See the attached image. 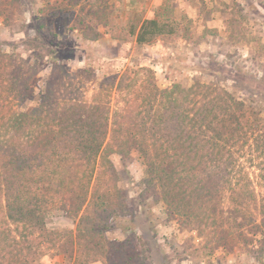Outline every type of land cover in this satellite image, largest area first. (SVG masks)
<instances>
[{"label": "rangeland", "instance_id": "374dc122", "mask_svg": "<svg viewBox=\"0 0 264 264\" xmlns=\"http://www.w3.org/2000/svg\"><path fill=\"white\" fill-rule=\"evenodd\" d=\"M146 17L167 20L174 32L136 44L128 29L138 28ZM54 65L89 72L86 80L73 75L66 90L60 86V97L113 108L126 106L129 90L145 94L154 84L188 87L200 81L224 87L264 112V0H0V82L4 67L27 77L34 66L29 87L37 94ZM118 81L130 85L114 94ZM0 92L7 94L1 85ZM17 95L13 90L12 98L1 101L4 111L19 108ZM48 101L56 106L59 97ZM44 116L51 119L52 113ZM248 154L243 157L247 171L264 168L258 151ZM125 169L132 174L120 171L126 206L106 221L98 246L78 245L79 215L53 209L47 227L56 231V239L44 245L45 254L34 264H107L108 243L133 252L138 258L133 264H264V218L261 211L254 215L249 197L253 185L257 197L264 196L263 180L253 177L252 188L236 190L207 184L202 207H213L215 213L200 222L169 214L160 202L142 201V187L136 185L139 160L127 161ZM233 191L243 196V213L235 212Z\"/></svg>", "mask_w": 264, "mask_h": 264}, {"label": "trees", "instance_id": "16d2710c", "mask_svg": "<svg viewBox=\"0 0 264 264\" xmlns=\"http://www.w3.org/2000/svg\"><path fill=\"white\" fill-rule=\"evenodd\" d=\"M173 32L167 20L157 17L143 18L138 28L128 29L138 45ZM4 69L0 82L7 93L0 96V264H34L45 254L44 245L53 244L57 235L47 227L53 209L79 215L78 245L91 250L98 246L96 238H104L106 221L126 206L120 171L132 178L124 167L134 158L142 166L136 182L142 187V201L160 202L169 214L178 212L200 222L215 213L213 207H202L209 195L207 184L216 188L221 183L236 190L252 188L253 177L264 181V168L249 172L243 163L246 153L254 150L264 166V112L224 87L200 81L188 87L154 84L145 94L129 90L126 106L111 108L58 96L59 87L66 90L73 75L86 80L89 72L84 68L66 72L52 66L37 94L29 87L34 66L27 77ZM124 83L118 81L112 92L129 87ZM13 90L20 97L19 108L4 111L1 101L12 98ZM56 94L59 101L51 106L48 100ZM42 113H52L51 119ZM254 188L249 195L254 215L261 211L264 218V196L258 198ZM239 192L233 191L238 196L235 212L243 213L247 207ZM210 196L213 200L214 193ZM108 245L103 256L107 264L138 262L123 245Z\"/></svg>", "mask_w": 264, "mask_h": 264}, {"label": "crops", "instance_id": "0c3cea01", "mask_svg": "<svg viewBox=\"0 0 264 264\" xmlns=\"http://www.w3.org/2000/svg\"><path fill=\"white\" fill-rule=\"evenodd\" d=\"M133 1V0H132Z\"/></svg>", "mask_w": 264, "mask_h": 264}]
</instances>
